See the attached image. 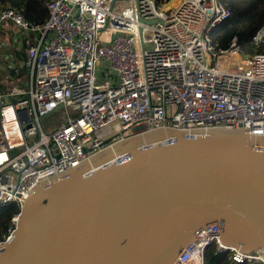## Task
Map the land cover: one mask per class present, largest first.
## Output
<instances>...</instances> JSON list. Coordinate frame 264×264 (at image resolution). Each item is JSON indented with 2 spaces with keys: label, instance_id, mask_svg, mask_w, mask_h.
Listing matches in <instances>:
<instances>
[{
  "label": "built area",
  "instance_id": "built-area-1",
  "mask_svg": "<svg viewBox=\"0 0 264 264\" xmlns=\"http://www.w3.org/2000/svg\"><path fill=\"white\" fill-rule=\"evenodd\" d=\"M46 8L47 20L32 24L0 5V36L7 23L17 28L28 71L22 88L0 83V207L19 209L0 246L17 229L20 195L137 128L264 136V25L245 52L238 37L226 49L212 43L210 33L231 17L221 0L163 8L152 0H50ZM57 114L60 124L47 127ZM220 232L208 225L173 264H205L211 245L230 251L234 264H264L261 251L223 246Z\"/></svg>",
  "mask_w": 264,
  "mask_h": 264
},
{
  "label": "water",
  "instance_id": "water-1",
  "mask_svg": "<svg viewBox=\"0 0 264 264\" xmlns=\"http://www.w3.org/2000/svg\"><path fill=\"white\" fill-rule=\"evenodd\" d=\"M134 132L20 195L0 264H173L214 223L223 246L264 254V136Z\"/></svg>",
  "mask_w": 264,
  "mask_h": 264
},
{
  "label": "trees",
  "instance_id": "trees-1",
  "mask_svg": "<svg viewBox=\"0 0 264 264\" xmlns=\"http://www.w3.org/2000/svg\"><path fill=\"white\" fill-rule=\"evenodd\" d=\"M50 0H0V5L9 6L21 13L32 24L43 23L48 18L46 8ZM160 8L171 0H152ZM230 10L231 17L211 33L212 43L217 49H226L233 37H238L245 52L254 51L252 38L264 25V0H221ZM261 52L262 49H256ZM19 212L15 204L0 207V233L9 226L11 218ZM3 229V230H2ZM230 251L219 253L216 245L206 249L205 264H234Z\"/></svg>",
  "mask_w": 264,
  "mask_h": 264
},
{
  "label": "crops",
  "instance_id": "crops-1",
  "mask_svg": "<svg viewBox=\"0 0 264 264\" xmlns=\"http://www.w3.org/2000/svg\"><path fill=\"white\" fill-rule=\"evenodd\" d=\"M0 44L1 88L8 91L13 87H24L28 82V71L23 67L25 51L18 37L17 28L11 23L5 25L0 36Z\"/></svg>",
  "mask_w": 264,
  "mask_h": 264
},
{
  "label": "rangeland",
  "instance_id": "rangeland-1",
  "mask_svg": "<svg viewBox=\"0 0 264 264\" xmlns=\"http://www.w3.org/2000/svg\"><path fill=\"white\" fill-rule=\"evenodd\" d=\"M5 6V5H4ZM7 7H9V6H7ZM164 7V6H163ZM163 7H161V8H163ZM107 75H103V77H106ZM7 85V84H6ZM6 88V87H5ZM7 89H8V87H7ZM60 122H61V120H60V115L59 114H57V115H53V116H51V117H49V119H48V123H47V127L49 126V125H56V126H58L59 124H60ZM3 230V229H2Z\"/></svg>",
  "mask_w": 264,
  "mask_h": 264
}]
</instances>
